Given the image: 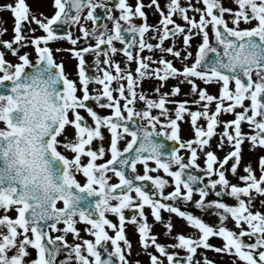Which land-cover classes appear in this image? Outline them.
I'll return each mask as SVG.
<instances>
[{
  "label": "snow or ice",
  "instance_id": "obj_1",
  "mask_svg": "<svg viewBox=\"0 0 264 264\" xmlns=\"http://www.w3.org/2000/svg\"><path fill=\"white\" fill-rule=\"evenodd\" d=\"M147 6L159 14L155 25L131 23L133 16L145 18L142 0H136L134 11L127 0H52L51 16L33 13L26 0L0 4V10L9 11L14 21L12 37L0 39V264H58L62 251L66 255L59 264H130L126 219L136 225L138 243L150 264H164L160 257L167 264H215L203 253L201 259H195L199 248L234 257L232 264L236 259L242 264H264V212L253 210L257 196L264 197V155L257 161L259 176L248 163L237 176L240 183L230 182L224 169L231 159L228 170L237 175L245 140L249 151L264 149V0H166L163 7L158 0H149ZM98 8L111 21L110 29L98 24L102 19L94 11ZM113 8L118 16H113ZM85 9L83 19L91 21V29L81 22ZM33 23L37 28L31 27ZM76 24L80 35L74 37L65 26ZM26 26L27 32L41 30L42 34L26 35ZM149 30L152 36L146 37ZM6 31L0 26V35ZM193 37L198 38L194 51ZM168 38L172 42L164 46ZM177 38L181 40L179 49ZM151 39L158 42L149 43ZM59 40L72 47L53 49L50 45ZM116 41L123 47H115ZM78 42L83 46L77 47ZM29 46L31 53L21 51ZM145 49L164 55L154 59L141 54ZM64 51L77 61L75 79L66 72L63 59L54 56V52ZM117 52L123 54L124 66L112 58ZM87 53L94 56L90 65L85 61ZM169 55L173 59L165 58ZM173 60H179L181 66L176 67ZM146 77L159 80L161 86L169 78L177 83L166 93L154 88L158 99H153L138 91ZM197 80L205 86L217 85L218 94L210 93ZM185 83L189 88L184 95L193 98L169 100L181 93L180 85ZM138 101L143 105L139 109L135 107ZM93 102L108 109V114L94 110ZM168 103L173 105L171 114ZM154 109L158 114H153ZM221 114L234 118L221 121ZM186 117L193 136L181 140L178 122ZM242 122L249 132L242 131ZM221 124L216 148L227 143L230 150L218 158L210 138ZM161 135L174 145L169 148L154 139ZM94 141L99 142L95 149ZM181 149L187 150L186 162L179 154ZM201 153L203 169L196 163ZM138 165L142 173H138ZM192 169L203 171L207 182ZM160 170L171 180L172 190L166 193L169 179L150 174ZM217 186V197L226 194L236 203L206 200L209 187L215 190ZM194 193L199 198L193 201ZM181 202H194L202 212L214 210L217 225L181 210ZM258 203L264 207V199ZM146 206L175 243L157 241L147 223ZM125 209L136 211L126 217ZM161 210L181 218L194 232L173 234L174 224L171 219L165 222ZM13 211L14 216L9 214ZM108 214L117 217L118 224ZM229 217L239 232L225 226ZM78 222L90 226L83 231L94 239L80 237ZM49 230L61 234L50 235ZM68 234L81 242L69 243ZM213 236L222 238V246L208 242ZM242 237L254 238V242ZM150 246L159 255L148 252ZM169 247L184 250L183 261ZM29 248L34 250V258L28 259Z\"/></svg>",
  "mask_w": 264,
  "mask_h": 264
},
{
  "label": "flooded vegetation",
  "instance_id": "obj_2",
  "mask_svg": "<svg viewBox=\"0 0 264 264\" xmlns=\"http://www.w3.org/2000/svg\"><path fill=\"white\" fill-rule=\"evenodd\" d=\"M101 2H104V3H111L112 0H101ZM158 2L161 4V6L163 7V5L166 3V0H158ZM182 2H186V0H182ZM27 3L29 4V7L30 8H35V7H39V2L37 0H28ZM42 3V7L40 8L41 11H50L51 10V13L54 12V8L52 7V0H42L41 1ZM127 3L132 5L133 6V11H134V5L136 3V0H127ZM142 3L145 5V7L142 9L144 12H145V18H141V17H136V16H133L130 18L131 20V23H134V24H140V23H145L147 22L148 24L150 25H155L157 24L158 20H159V14L157 12H155L154 8L153 7H148L147 5L149 4V0H142ZM98 15H100L102 17L101 20L98 21V24H104L106 25L109 29L111 28V21L108 20L106 18V16L103 15V10L101 9H96L94 10ZM86 14V9H85V12L81 14V22L89 29L92 28V23L90 20H84L83 19V16ZM118 10H116L115 8H113V16H118ZM190 15H192V13L190 12L189 13ZM174 19L177 20L178 23H181L182 21L179 20L178 17H174ZM121 24L122 26L126 27L127 25L121 21ZM243 26V25H242ZM3 27L4 28H7V31L5 32L4 34V39H10V26H9V23L8 22H3ZM171 27V26H169ZM32 28H37V26L33 23L32 24ZM79 29V25L76 24V25H70L69 28H68V31H70L72 33V35L75 37V36H79L80 33L78 31ZM26 35H40L42 34L41 30H37L35 33H30V32H25ZM125 38L126 39H131V34H128V33H125ZM147 36H152V32L151 30H149L148 33H146V37ZM137 39H139V37H137ZM197 37H193L192 38V45H193V48L191 50L194 51L195 49V46H196V43H197ZM93 41H88V43H92ZM149 43H153V44H156L158 41L156 39H151V40H148ZM171 38H168L164 41V46H168L170 43H171ZM115 44V47H117L118 49L123 47V45L119 42V41H116L114 42ZM53 49H55L56 47H62V48H70L72 47V45L67 42L66 40H59V41H56V42H53L51 45H50ZM83 46V43L82 42H78L77 44V47H81ZM176 47L179 49L181 48V40L180 38H177V41H176ZM136 48L137 46L134 45L133 48H132V51L133 53L135 54L136 52ZM21 51H29L31 53L32 49L31 47L29 46L28 48H22ZM142 55H152L153 58H157L161 55H164L163 53L159 52L158 50H155L153 49L151 52H149L148 50H143ZM54 56L56 57V59L59 61L60 59H63L64 61V64H65V70L66 72H68V74L70 75L71 78L75 79V65L77 63V61L72 58L70 56V53H68L67 51H64V52H60V53H55L54 52ZM7 59L9 60H15V57L11 56V55H7L6 57ZM112 58L116 61H120L121 62V65L124 66V57H123V54L122 53H119L117 52L115 55L112 56ZM165 58L167 59H173L170 55L169 56H166ZM101 61L103 60V56L101 55L100 57ZM94 60V56L93 54L91 53H87L85 54V61L87 64H91ZM189 63L191 62V59L188 61ZM173 63L176 67H180L181 66V62L179 60H173ZM135 63L133 62L131 67L134 69L135 68ZM152 68H155L157 67V65L155 64H152L151 65ZM89 73L92 74L94 73V69L92 68H89L88 69ZM177 81L172 79V78H169L167 81L163 82L162 86H161V82L155 78H151V77H146L145 79H143L140 83V87L138 89V91H145L150 98H153V99H158V94L154 91H152L154 88H159L160 90V93H166V92H170L171 90V87L176 84ZM113 86H115V82L113 84ZM180 88H181V93L177 96H169L168 99L169 100H172V99H176V100H179V99H190L189 97H186L184 95V93H186V89H185V84H181L180 85ZM115 94V93H114ZM94 110L98 111L100 114H108L109 110L108 109H100L98 108L95 103L93 102L92 105H91ZM143 105L141 104V102H137L135 104V107L137 109L141 108ZM166 107H168L170 109V114H171V110L173 109V105L168 103L166 104ZM196 107H193V109H195ZM159 110L157 109H154L153 110V114H158ZM87 118V117H86ZM161 119H163V117H161ZM221 121H224V120H228V119H233L231 117H222V118H219ZM89 123H91V121H89ZM141 123H143L141 121ZM179 126H180V137H181V140H187L189 138H191L193 136V133L191 132L190 130V123H189V119L186 117L185 120L183 121H179ZM199 124L203 125L204 124V121L203 120H199L198 121ZM222 125V124H221ZM219 126V125H218ZM217 126V128H218ZM216 128V130H217ZM216 130H215V134L213 135V137L215 135H217L216 133ZM157 131H159V125H157ZM222 131V130H221ZM104 135H105V145L107 144V137H108V133L105 131L104 132ZM213 137L210 138V143L212 144V139ZM154 139L157 141V142H161V143H164L165 145H167L169 148H171L173 145H174V142L173 141H168L163 135L159 136V137H155L154 136ZM98 141H94L93 144H92V147L93 149H95L97 146H98ZM121 147H123V142H121ZM211 150H213V148L211 147ZM215 152V154L217 155V152L215 150H213ZM180 155H182L183 157H185V162H186V157H187V150L186 149H181L180 150ZM107 155L105 157V159H107ZM204 159L205 157L203 156V154H199L198 155V158H197V161L196 163L199 164L201 166V169L204 168ZM98 162H102V161H98ZM150 163V166H154V162H149ZM217 165H214V167H216ZM175 167V166H173ZM224 169L226 170V168L224 167ZM137 171L138 173H142V167L140 165L137 166ZM192 171L194 173H203V171H200V170H196V169H192ZM225 173H227L225 171ZM151 175H156V174H159L161 176H163V178L165 179H169L170 180V177H167L166 174L163 173L162 170H160L158 173H150ZM204 174V173H203ZM213 179H216L217 177L213 176L212 177ZM208 180V177L207 176H204V182L206 183ZM113 182H115V178H113ZM148 184L150 185L151 182L149 181ZM166 188V187H165ZM213 189L211 187H209L208 189V195L207 197L205 198L206 200H210V199H214L213 197ZM229 197V196H228ZM198 194L196 195L195 198H193V201L195 199H198ZM231 198V200L233 201V204H230V205H234L236 202L234 200V198L232 197H229ZM224 202H226L227 200H223ZM227 203V202H226ZM185 204L184 203H180L179 206L181 207V210H183L185 208L184 206ZM192 205L194 206L193 209H194V212H195V215L196 216H199L201 217L202 216V211L197 208L194 204V202L192 203ZM136 210L135 209H125L124 210V214L126 217H130L131 214H133ZM145 214H146V217H147V223H149L151 225V229L150 231L156 235L157 237V241L160 242V243H163V244H172V243H175V241L172 239V236H169V235H165V232H166V229L164 228V225L161 224L160 222H156L154 220V218L151 216V213H150V209L146 206L145 209ZM161 215L163 217V219L165 220V222H167V220L171 219L173 224H174V228H173V234L177 233V232H181L183 234H192L194 232V230H189V231H186L184 229H179L177 228V225H176V220L175 218L172 216H170L169 213H166V212H161ZM213 217V214L212 213H209L208 215H206V222L209 223V220L212 219ZM108 219L112 220L114 223H117L118 224V218L115 217L114 215L112 214H108ZM139 219V218H138ZM203 219V218H202ZM218 221H219V217H218ZM81 223V229H80V237L81 238H85V239H94L93 237H91L90 235H88V233H86L85 231H83V229L85 227H90L88 225H86L85 223L83 222H80ZM110 235H114V232L111 230V229H106ZM240 230V229H239ZM239 230H237V232H239ZM124 231H125V236L127 239L130 240L131 242V255L128 256V259L130 261V264H135L136 261H139L140 264H150V261H149V257L148 255L146 254V252L140 247L139 243H138V233L136 232V225H134L133 223H131L129 220L126 219L125 221V227H124ZM49 234L50 235H60L61 233L59 232H51V230H49ZM66 239L69 243H72V242H81L79 240H76L74 241V238L68 234L66 236ZM121 245L123 246V242L121 241L120 242ZM108 247H109V250H111V245H110V242L108 244ZM169 252H172V251H175L177 253V257L176 258H184V256L186 255L185 251L182 250V249H179V248H171L169 247L167 249ZM148 252H152L153 254H156V255H159V253H156L155 252V249L153 247H149ZM207 252V250L203 249V248H199L197 250V254L195 256V259H201V253H203L205 255V253ZM64 255H66V251H62L58 256H57V262L59 264V261L63 260L64 258ZM162 260H164V264H167V260L166 258L164 257H160ZM183 261V260H182Z\"/></svg>",
  "mask_w": 264,
  "mask_h": 264
},
{
  "label": "rangeland",
  "instance_id": "obj_3",
  "mask_svg": "<svg viewBox=\"0 0 264 264\" xmlns=\"http://www.w3.org/2000/svg\"><path fill=\"white\" fill-rule=\"evenodd\" d=\"M10 3H12L13 1L12 0H8ZM7 13H10L9 11L7 10H0V21L3 19V21L6 20V16H7ZM197 83L202 86V87H207V90L212 93V94H217V85L215 84H211V85H203L202 82H200L199 80H197ZM185 87H186V90L188 91V88L189 86L185 83ZM192 99V98H191ZM189 107L193 108V107H196L195 105H189ZM237 110V109H236ZM240 109L238 108V111ZM241 129L243 132H249L250 129L248 128V126H244L242 125L241 126ZM216 139V141H218L219 137H214ZM217 144V142H216ZM216 144L214 146L215 150L216 151H219L221 154L224 153V152H227L228 150H230V146L227 145V143H225V147L222 148V149H217L216 148ZM249 142L247 140H245L243 143H242V159H241V162H240V165L238 166V170H237V175H233L228 169H227V173H225L226 177L229 179L230 182L232 183H240L237 179V176L239 174H243V167L244 165L248 164V163H251V166L254 170H256V175L259 176V170H258V166H257V161H258V157L260 155H264V149L262 148H255L254 150L252 151H249ZM230 161L228 162V166L230 165ZM194 196V194H193ZM260 199H264V197H260V196H257V201H254V204H255V208L253 210H256V209H259L261 212H264V207L260 206V204L258 203V201ZM0 214H2V210H0ZM10 215L14 216V211L13 212H10L9 213ZM228 223V228L231 229V230H234L236 229L235 225H234V222L232 221V219L229 217V221L227 222ZM77 228H79V223H77L76 225ZM185 228L187 231L191 230L192 228L188 227V226H184L182 224H178L177 228ZM244 227L246 228L247 226L244 225ZM210 242L212 244L215 245V246H222V243H223V240L221 237H210ZM212 244V245H213ZM31 250V248L28 249V251ZM217 256L219 258H224V259H228L230 261V264H232V260L235 259L234 257H229L227 254H222V253H216ZM206 255V254H205ZM208 258L212 259L213 261H215V258L213 256L212 253H209L207 255ZM31 255L28 257V259H31ZM215 264H216V261H215ZM218 264H229V262H225V261H222L220 259H218ZM235 264H242L241 261H239L238 259L235 260Z\"/></svg>",
  "mask_w": 264,
  "mask_h": 264
}]
</instances>
